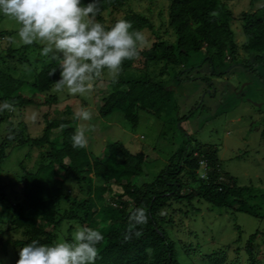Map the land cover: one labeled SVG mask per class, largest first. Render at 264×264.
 <instances>
[{"label":"trees","instance_id":"16d2710c","mask_svg":"<svg viewBox=\"0 0 264 264\" xmlns=\"http://www.w3.org/2000/svg\"><path fill=\"white\" fill-rule=\"evenodd\" d=\"M132 1L97 0L100 13L95 19L106 28L118 19H126L147 38L138 58L125 61L122 68L140 74L129 79H108L109 87L99 108L102 117L120 111L136 126L142 111L160 115L167 106L175 107L177 87L172 83L199 67L194 62L198 53L204 52L203 62H208L219 76L232 63H245L246 55L264 53V6L243 12L240 19L245 37L239 44L227 0H168V27L163 32L149 16L131 9L108 22L107 11H121ZM89 2L82 0L83 5ZM10 34L8 30L0 31V41ZM42 47L38 42L19 47L10 44L7 52L14 58L15 52L19 54V62H28L29 49ZM239 47L244 48L241 50L245 55H240ZM1 61L5 57L0 55ZM8 67L10 71L0 65V103L9 101L15 111L0 112V167L13 148L29 146V150L16 179L0 181L2 250L10 243L20 249L33 240L47 245L71 242L76 229L86 226L104 236L97 245L99 256L95 264H183L178 259L179 245L191 257L199 256L204 264H264V192H256L253 184L241 185L237 177L224 171L215 144L193 145L186 134L165 168L152 179L141 181L150 161L143 151L132 152L120 141L109 143L101 154H94L87 147L73 148L71 137L78 120L70 115L55 117L51 110L58 103L57 94H50L59 79L58 60L52 59L28 80L13 74L14 65ZM103 79L97 78L94 86ZM25 85H29L31 94L23 90ZM29 105L49 108L39 136H33L26 123L16 127L11 122L17 112L23 114ZM185 118L187 114L179 121ZM203 166L205 176L200 174ZM203 206L220 216L242 212L255 218L257 224L246 235L244 227L236 223L238 234L232 244L202 256L191 243L192 236L199 235L191 223ZM140 207L145 209L148 223L137 226L143 233L139 238L133 235L124 243L129 215ZM62 231L67 236L60 241Z\"/></svg>","mask_w":264,"mask_h":264},{"label":"rangeland","instance_id":"374dc122","mask_svg":"<svg viewBox=\"0 0 264 264\" xmlns=\"http://www.w3.org/2000/svg\"><path fill=\"white\" fill-rule=\"evenodd\" d=\"M227 2L234 14L232 25L237 32L236 41L241 44L245 37L240 19L243 12L260 9L264 6V0H227ZM168 4V0H133L121 11L112 14L107 11L106 16L110 23L115 17H121L124 11L131 9L149 16L155 26L160 27L163 32L168 27ZM19 26L14 19L0 14V31H11L10 35H6L0 41V55L5 57V61H1L0 65L9 71L8 65H14L16 69L15 71L11 70L13 74L28 80L31 79L35 71L49 64L52 58L51 54L49 56L41 55L42 48L29 49L31 61L28 62L17 61L19 54L17 55L16 52L14 53L15 58L12 57V54H8L7 48L10 44L13 47L22 45L17 35ZM147 36H150L148 32ZM166 36L174 39L173 36ZM38 43L43 46V43ZM249 57L250 55L245 56V64L252 60ZM203 60L204 52L194 55V62L199 67L186 73V77L178 83H172L177 87L174 91L175 107L167 106L160 115L142 111L136 126L125 119L120 111L108 117L100 115L102 96L109 87L108 79L112 78L106 71L101 76L105 79L99 82L96 87L94 86L93 91L85 94L70 95L66 89L56 92L53 88L50 94H57L58 103L52 106L51 110L55 117L73 116L74 112L80 108L92 112L91 121H78L77 126L81 123L94 126V131L86 133L89 138L87 148L94 154H101L106 146L114 141H120L132 152H145L150 161L146 163L147 173L143 174L141 181L152 179L154 175L165 168L169 157L184 143L187 134L190 135L193 145L197 143L215 144L219 149L222 169L237 177L241 185L253 184L256 192L262 193L264 192V106L261 107L260 102L264 105V96L257 101L238 96L237 89H239L238 91L242 90L244 83L248 82L245 81L240 85L239 72H243L244 69L233 67V63L230 68H227V71L219 76L214 74L213 68ZM136 74L140 73H135L132 70L121 71L117 78L129 79ZM243 74L248 80L252 79L246 75L245 70ZM259 76L262 80H255V83L263 88L264 72L260 71ZM23 90L28 94L32 93L29 85H25ZM255 94L257 95L255 97H259L258 92ZM45 95L47 97L49 93ZM202 102L203 105L200 107ZM194 105H197V108L194 115L190 116ZM205 106L207 109L204 108ZM47 111L49 108L46 105L39 107L29 105L23 114L17 112L11 122L16 127L21 122L26 123L28 131L33 136H39L46 124L44 114ZM185 114H187V118L182 122L179 121V117ZM28 150L29 146L15 147L11 150L0 167L1 182L8 183L10 180L16 179V176L21 173L19 165ZM200 174L201 176L206 175L205 166L200 170ZM222 177L226 178L224 175ZM236 223L244 227L247 235L255 228L257 220L242 212L220 216L203 206L201 212L196 215V221L191 223L192 229L199 234L198 237L192 236L191 238V243L196 248L195 251L204 256L219 246L232 244L238 234ZM5 226L6 224H4ZM14 235L20 237L18 234ZM66 236L65 231L59 232V240ZM200 242L204 244L199 246ZM179 246L177 247L178 259L183 264L193 262L204 264L197 258L199 256L194 254L191 257ZM261 248L264 251L263 245ZM18 249L19 247L15 248L12 243L8 244L6 250L0 248V264H16L19 259Z\"/></svg>","mask_w":264,"mask_h":264},{"label":"clouds","instance_id":"9594fccd","mask_svg":"<svg viewBox=\"0 0 264 264\" xmlns=\"http://www.w3.org/2000/svg\"><path fill=\"white\" fill-rule=\"evenodd\" d=\"M99 13L97 0L86 5L82 0H0V14L20 25L17 35L22 44L41 42V55L51 54L52 59L58 60L59 79L54 82V88L56 92L66 89L70 95L93 91L94 81L105 71L117 78L123 63L137 59L147 43L143 32L133 29L130 21L118 19L106 28L95 19ZM5 110L15 111L9 101L0 103V112ZM73 119L91 121L92 112L80 108L74 112ZM94 130V126L81 123L71 137L73 148H86L89 143L86 133ZM147 223L144 208L133 210L123 242H129L133 235L139 238L143 233L137 226ZM103 239L99 230L78 227L71 242L47 245L31 241L19 249L16 264H95L99 256L97 245Z\"/></svg>","mask_w":264,"mask_h":264},{"label":"flooded vegetation","instance_id":"af4514ba","mask_svg":"<svg viewBox=\"0 0 264 264\" xmlns=\"http://www.w3.org/2000/svg\"><path fill=\"white\" fill-rule=\"evenodd\" d=\"M239 49H240V55L241 54L243 55L244 52L241 49H244V48L239 47ZM249 58L252 60L248 64H245L244 62H239V61L234 63L233 67L235 68L240 67L242 70L244 69L246 75L252 77V79L250 78L248 80L247 78L244 77L245 76V74H243L244 70L243 72H239L240 80H241L240 85L244 83L245 81H248V82L244 83V85L242 86V90L238 91L239 89H237V94L238 96L241 95V96L247 97L248 99H251V101H254V99L257 101L259 100V98L264 96V87L261 88L260 86H258V84L255 83V80H262L259 74H260V71L264 72V53L259 54V56L250 55ZM255 92H258L259 97H255L257 96ZM260 106L261 107L264 106L262 102H260Z\"/></svg>","mask_w":264,"mask_h":264}]
</instances>
